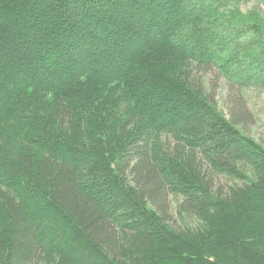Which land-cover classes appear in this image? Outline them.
<instances>
[{"label": "trees", "instance_id": "trees-1", "mask_svg": "<svg viewBox=\"0 0 264 264\" xmlns=\"http://www.w3.org/2000/svg\"><path fill=\"white\" fill-rule=\"evenodd\" d=\"M242 1L0 0V264H264V144L199 82L264 89Z\"/></svg>", "mask_w": 264, "mask_h": 264}, {"label": "rangeland", "instance_id": "rangeland-1", "mask_svg": "<svg viewBox=\"0 0 264 264\" xmlns=\"http://www.w3.org/2000/svg\"><path fill=\"white\" fill-rule=\"evenodd\" d=\"M239 8L244 13L257 11L264 16V5L257 0L242 1ZM199 78L201 86L215 96L220 109L228 117L234 118L247 134L264 144V89L251 87L244 89L240 94L237 89L231 92L225 80L217 73L209 72ZM240 95H243L244 102L241 101ZM236 101L243 103L245 108L239 107ZM169 142L172 145L173 141L169 140ZM181 201V196L166 193L164 206L167 218L176 226L196 225L197 221L194 217H183L178 213Z\"/></svg>", "mask_w": 264, "mask_h": 264}]
</instances>
